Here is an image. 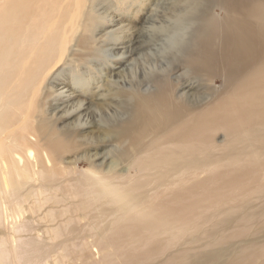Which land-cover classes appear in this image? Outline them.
Wrapping results in <instances>:
<instances>
[{"label":"bare ground","instance_id":"1","mask_svg":"<svg viewBox=\"0 0 264 264\" xmlns=\"http://www.w3.org/2000/svg\"><path fill=\"white\" fill-rule=\"evenodd\" d=\"M188 3L185 38L167 66L146 81L154 86L114 87L112 74L97 93L107 97L96 99L109 109L99 118L105 123L94 127L80 104L72 110L70 103L57 104L63 97L71 101L73 93L45 76L70 42L87 58L99 56L94 42L110 34L94 27L93 0H0V264H76L85 260V248L112 247L110 232L127 237L139 229L123 222L127 211L147 200V185L177 186L181 172L212 162L210 149L218 147L211 134L222 124L233 123L225 127L229 135L246 129L231 137L237 146L259 141L257 150H264V0ZM67 21L72 33L62 40ZM185 77L219 83V91L192 103ZM17 115L21 120L14 123ZM232 151L237 161L245 150L232 145L225 154ZM80 163L89 167V180L64 177L70 170L77 174ZM131 170L140 173L132 182ZM192 184L190 189L197 186ZM191 263L253 261L219 260L214 253Z\"/></svg>","mask_w":264,"mask_h":264},{"label":"rangeland","instance_id":"2","mask_svg":"<svg viewBox=\"0 0 264 264\" xmlns=\"http://www.w3.org/2000/svg\"><path fill=\"white\" fill-rule=\"evenodd\" d=\"M93 2L94 27L102 29L99 32L103 31V34H110L94 42V49L101 51L99 56H95L94 51V56L87 58L83 51L78 52L74 42H70L67 45L69 52L62 58L54 59L45 76L55 85H67V89L73 93L69 99L71 101H66L69 96L63 97L57 104L70 103L66 106L70 110L78 108L80 104L88 122L96 127L105 123L100 122L99 118L106 117L109 110L100 108L102 103L97 102L107 97L104 94L105 98H97L99 87L103 86L106 79L109 83V77L113 74V80L117 82L114 87L129 88L132 83H143L142 89L150 90L154 85L147 86L146 81L150 80L151 75H156L157 72L159 74L167 66L171 55L179 49V44L186 35L183 21L192 11L191 8L189 10L188 0ZM214 12L219 13L217 7H214ZM63 29L62 40L72 33L69 21L63 25ZM84 34L88 32H83L82 35ZM183 82L193 91L190 101L195 104H202L205 97H209L213 90L219 91L217 88L220 86L219 83L212 84L187 77ZM40 86L41 82L38 83V87ZM104 89L106 90L105 87ZM11 100H14V96ZM55 102L53 97L51 103ZM76 102H79L77 107L74 105ZM20 120L21 115H17L13 122L19 123ZM222 125L211 134L214 136L213 144L218 148L210 149L214 159L207 167L184 174L181 172L176 176L179 180L177 186L160 187L155 182L147 185V200L142 206L127 211L123 222L139 229L134 233L128 230L127 237H123V233L119 235L118 232H110L108 237L113 238L107 239L112 240V247L101 248V252L99 247V250L96 247L97 251L90 247L91 252L85 248V260L76 259V264H192V260L214 253H219V260L221 256L225 261L250 258L253 264H264V150H257L260 148L259 141L239 144V150L245 151L236 161L231 157L234 151L228 155L225 152L232 145L238 148V142L235 141L238 139L231 138L237 132L228 134L225 127L233 125L230 121ZM245 131L246 129H242V135L238 134L243 136ZM77 168V174L70 170L64 177L89 180L90 177L86 175L90 172L87 164L80 163ZM130 175L132 182L139 177V170H131ZM148 179L149 177H142L141 181ZM192 183L197 186L190 189ZM73 185L78 184L74 182ZM176 194L178 196L174 198ZM155 217H161L160 221L154 223L152 228L147 227L152 225L150 221ZM105 219L103 217L102 221ZM23 235L28 234H21ZM28 239L29 236L20 238L18 243ZM91 239L88 238L89 241ZM38 241L43 239L39 238ZM81 247L77 248L76 253L80 252ZM251 255H255V258Z\"/></svg>","mask_w":264,"mask_h":264}]
</instances>
